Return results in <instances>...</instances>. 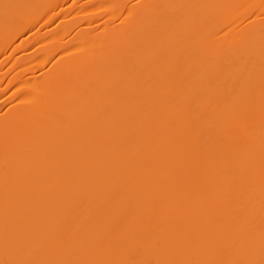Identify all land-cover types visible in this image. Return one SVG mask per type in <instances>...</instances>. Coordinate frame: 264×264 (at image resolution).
<instances>
[{"label": "bare ground", "instance_id": "6f19581e", "mask_svg": "<svg viewBox=\"0 0 264 264\" xmlns=\"http://www.w3.org/2000/svg\"><path fill=\"white\" fill-rule=\"evenodd\" d=\"M0 264H264V0H0Z\"/></svg>", "mask_w": 264, "mask_h": 264}]
</instances>
